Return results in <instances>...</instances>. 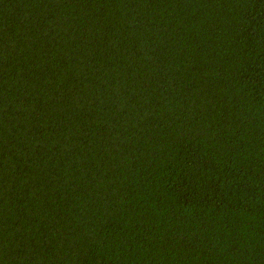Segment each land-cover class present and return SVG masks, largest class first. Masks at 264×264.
I'll list each match as a JSON object with an SVG mask.
<instances>
[{
  "label": "trees",
  "instance_id": "16d2710c",
  "mask_svg": "<svg viewBox=\"0 0 264 264\" xmlns=\"http://www.w3.org/2000/svg\"><path fill=\"white\" fill-rule=\"evenodd\" d=\"M0 264H264V0H0Z\"/></svg>",
  "mask_w": 264,
  "mask_h": 264
}]
</instances>
